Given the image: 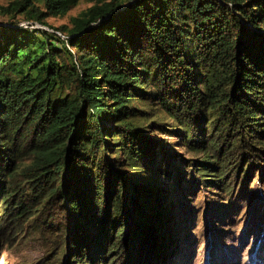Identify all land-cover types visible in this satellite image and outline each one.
Wrapping results in <instances>:
<instances>
[{"label": "trees", "instance_id": "obj_1", "mask_svg": "<svg viewBox=\"0 0 264 264\" xmlns=\"http://www.w3.org/2000/svg\"><path fill=\"white\" fill-rule=\"evenodd\" d=\"M78 1L2 6L0 236L28 223L67 264H168L185 171L162 164L155 110L201 156L199 183L223 190L235 152L264 156V0H91L53 29L66 40L16 25ZM176 175L173 192L150 181Z\"/></svg>", "mask_w": 264, "mask_h": 264}, {"label": "rangeland", "instance_id": "obj_2", "mask_svg": "<svg viewBox=\"0 0 264 264\" xmlns=\"http://www.w3.org/2000/svg\"><path fill=\"white\" fill-rule=\"evenodd\" d=\"M7 3L8 0H0V24L5 26L11 23L2 10ZM90 5L91 0H79L64 16L48 18V27L30 22L16 25L48 31L66 40L53 29L67 24L71 17ZM17 20L24 21L21 16ZM135 104L141 108L144 106ZM155 113L163 128H153L157 132L152 136L159 142L158 146L164 144L162 153L169 151L163 157L162 164L166 167L168 158L176 157L175 168L185 171L181 185L178 183L181 194L171 198L175 200L172 211L179 215L177 223L181 217L182 221L179 222L182 225L178 228L179 250L168 264H264V156L243 159L240 152H235L233 158L236 162L231 166H234V170L222 176L223 180H229L230 186L222 190L218 186L204 185L193 179L192 173L195 175L197 171L191 167L192 161L201 159V156L182 147V133L176 130V124L163 111L157 108ZM169 129L175 132H169ZM219 165L215 164L222 173V166ZM132 172L139 180L144 177ZM178 178V175L175 180L163 176L150 181L173 192L174 181H178ZM62 221V214L54 216L55 225ZM60 227L63 228L62 224ZM57 238L33 231L28 223L14 233L9 227L0 236V264H67L63 246H57ZM120 264L125 262L121 261Z\"/></svg>", "mask_w": 264, "mask_h": 264}]
</instances>
